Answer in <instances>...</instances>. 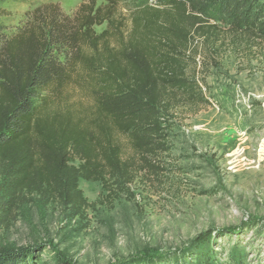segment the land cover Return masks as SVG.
Masks as SVG:
<instances>
[{"label":"trees","instance_id":"16d2710c","mask_svg":"<svg viewBox=\"0 0 264 264\" xmlns=\"http://www.w3.org/2000/svg\"><path fill=\"white\" fill-rule=\"evenodd\" d=\"M9 1L16 0H0V17ZM99 1L87 0L74 16L43 4L9 39L0 22V227L26 197L80 216L90 207L81 181L102 184L112 200L155 168L153 159L167 150L168 95L204 102L186 60L193 36L208 34L203 19L264 39V0H157L154 7L143 0L129 16L119 0ZM70 84L92 89L88 119L50 109L51 97H62ZM122 140L133 158L125 159ZM28 252L0 250V264H31Z\"/></svg>","mask_w":264,"mask_h":264},{"label":"rangeland","instance_id":"374dc122","mask_svg":"<svg viewBox=\"0 0 264 264\" xmlns=\"http://www.w3.org/2000/svg\"><path fill=\"white\" fill-rule=\"evenodd\" d=\"M86 1L6 2L4 36L19 33L43 4L74 16ZM138 1L119 0L121 13L129 16ZM201 26L208 34L193 36L186 60L204 102L168 95L167 150L153 159L155 168L112 200L102 184L81 181L90 207L80 216L26 197L0 227V250L26 248L31 264H203L205 257L264 264V39L207 18ZM91 90L70 84L51 97L50 109L88 119L96 103ZM122 143L125 159L133 158ZM204 234L210 240L196 244Z\"/></svg>","mask_w":264,"mask_h":264}]
</instances>
